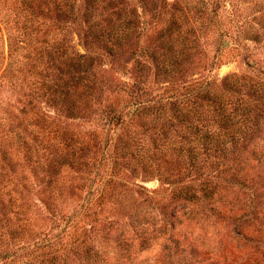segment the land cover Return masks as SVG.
I'll use <instances>...</instances> for the list:
<instances>
[{
	"label": "rangeland",
	"instance_id": "rangeland-1",
	"mask_svg": "<svg viewBox=\"0 0 264 264\" xmlns=\"http://www.w3.org/2000/svg\"><path fill=\"white\" fill-rule=\"evenodd\" d=\"M16 2L0 0V74L9 35L40 60L0 75V264H264L247 215L264 211V0H101L58 34L87 71L46 53L51 14L25 40Z\"/></svg>",
	"mask_w": 264,
	"mask_h": 264
},
{
	"label": "trees",
	"instance_id": "trees-1",
	"mask_svg": "<svg viewBox=\"0 0 264 264\" xmlns=\"http://www.w3.org/2000/svg\"><path fill=\"white\" fill-rule=\"evenodd\" d=\"M35 1L36 0H17V2H19V6H16L18 4L16 2V4L12 8L13 14L15 15L11 18V21L13 22V24L16 27L20 28V30L22 31L23 37L25 36L24 38H25V40H27V39H29L30 33L33 34V31L35 28V26L32 28L30 19L34 18L35 22L36 21L38 22L37 16L46 17V15L51 14L50 18L55 19L54 30L57 33H55V32L51 33L50 32L51 33V39H52L51 43H49L48 38H46V40H44L45 41L44 49H45V51L47 50L46 53L49 54L50 56H52V59L58 60L59 65H61V66L67 67L69 69H71V67H73L74 69H76L78 71H87L89 64L87 65V62L82 59L83 54L79 53L78 51L75 52L73 47L71 48V46L69 45L68 40L65 39L63 36L58 37V34H61L63 32V30H66L67 27L65 26L64 23H66L67 21H70L71 23L77 22V20L80 18H85L87 15L91 16L90 11L93 10L94 7H96L98 5V3L101 2V0H83V2L86 5V11L83 12L82 14H81V11L78 9V5H77L78 0H76V1L75 0H40V2L39 1L36 2V3H38L37 6L33 5V3ZM49 4H53V6H51ZM12 9H11V11H12ZM9 15L10 14L8 13V17H9ZM8 17L6 18V20L5 19H1V20H3L5 23L6 22L8 23V19H9ZM97 35H98V33H95L94 37L97 38ZM116 39L119 42L120 37L119 38L117 37ZM12 41H14V40L9 35L8 39H7V53H6L7 63H6V65H5V67L2 70L0 75L3 77H7L4 75L10 74L9 71L11 69L12 73L9 76V78H13L12 75H14L13 74L14 72H18L19 74H23L22 72H24V71L29 72L32 68L35 69V66H36L35 70H38L37 64L40 60V57L38 60L36 58H33L30 55V53L27 52V53H22L23 58L19 59L18 54H20V52H18V49L21 51V48H23V45H21V43H15V41L14 42H12ZM22 41L23 40L21 39L20 42H22ZM103 46L105 48H108L107 50H109V51L111 50L110 47L107 45V43L103 42ZM13 57H14V60L12 61ZM19 60H21V62ZM26 62H27V64H26ZM14 63L16 64L17 68H15V67L12 68ZM27 67H29V68H27ZM44 76H46V75H43V77ZM11 81H13V79H11ZM44 85L46 86L47 89L52 88V90H50V93H52V92L56 93L57 92V90H55V88H54L56 83L53 86L46 85L45 79H44L43 83H42V87ZM232 87H233V85L228 86L227 87L228 90H226V91L230 90L231 93L235 92ZM60 92L61 91H58L57 92L58 94L55 96L56 97L58 96L59 102L60 101L64 102L67 92H64V91H62L61 93ZM198 94H200V93L197 92L195 94H192L191 95L192 97H189L186 101L190 102L192 104H196V102L194 101L195 100L194 98H197ZM208 96L210 98L207 99V101H213L215 99L214 95L210 94V91L207 88L201 90V105L200 106H203L202 101L206 100V98ZM56 97L54 100H56ZM136 103L142 104L141 101H139V100L136 101ZM162 103H164V102L159 101L158 103L151 104V105L157 104V106H154L153 108L156 107V108H158V110H164L163 112H165V108H164V105ZM215 103L218 105V110H222L223 104L216 102V101H215ZM151 105H148V104L143 105L141 107V110H151V108H149V107H152ZM138 109H140V106L138 107ZM188 111H190V109L187 108L186 111L182 112V115L186 116L185 117L186 121H189V119H191L189 114L188 115L186 114ZM223 111H224V109H223ZM108 116L111 119H115V117H116V120H118L120 117L119 113H116L115 111H112V112L109 111ZM218 120L221 122V124L225 128L228 126H231L232 124H236V122L239 121V119H236L234 117V115H230V114H223V117H219ZM243 120H245V119H243ZM236 131L237 130L227 132V134L229 135V138H227V139L222 138L221 142H219V144H218L219 147L226 148L227 144L230 141H233L234 143L239 142L241 140L242 133L240 131H237V132H239V133H237ZM234 132L236 134H234ZM251 200L254 202V197H252ZM258 204L255 203L253 206H251L249 211H247L248 212L247 215L252 217L255 221H258L259 227L261 228L262 224H264V211L258 206ZM248 216L243 215V218L239 217L238 223L245 227V223L248 222L249 218H250ZM239 233H238V236L241 237L243 240H245V239L252 240V238L248 235V233L242 232V229H241V232L239 231ZM262 239H264V238H261L259 240L261 241ZM253 241L259 242L258 238L254 239ZM13 260H15V259H12L10 261H5L3 264L14 263Z\"/></svg>",
	"mask_w": 264,
	"mask_h": 264
}]
</instances>
